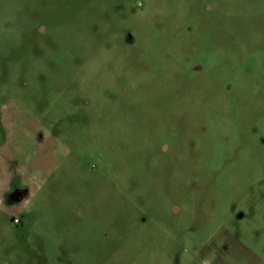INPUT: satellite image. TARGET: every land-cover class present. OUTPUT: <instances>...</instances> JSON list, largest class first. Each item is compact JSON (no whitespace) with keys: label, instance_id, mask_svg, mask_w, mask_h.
<instances>
[{"label":"rangeland","instance_id":"obj_1","mask_svg":"<svg viewBox=\"0 0 264 264\" xmlns=\"http://www.w3.org/2000/svg\"><path fill=\"white\" fill-rule=\"evenodd\" d=\"M0 119L57 135L0 264H264V0H0Z\"/></svg>","mask_w":264,"mask_h":264},{"label":"crops","instance_id":"obj_2","mask_svg":"<svg viewBox=\"0 0 264 264\" xmlns=\"http://www.w3.org/2000/svg\"><path fill=\"white\" fill-rule=\"evenodd\" d=\"M0 120V155H6L9 164L17 171L1 176L0 215L4 217L8 231L16 229L18 235L21 234L20 239L9 235L12 245L23 241L31 244L33 239H25L22 233L37 225L41 207L38 200L50 193L55 169L53 158L57 157L53 142L57 135L51 127L13 126ZM12 251L15 253L12 258L18 255L22 259L42 256L34 247L30 251L18 247Z\"/></svg>","mask_w":264,"mask_h":264}]
</instances>
